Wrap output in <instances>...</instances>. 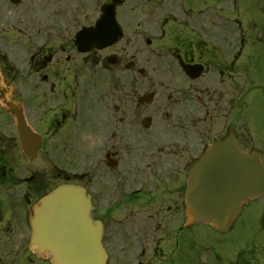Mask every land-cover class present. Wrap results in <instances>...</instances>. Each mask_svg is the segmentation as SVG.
<instances>
[{"label": "flooded vegetation", "instance_id": "af4514ba", "mask_svg": "<svg viewBox=\"0 0 264 264\" xmlns=\"http://www.w3.org/2000/svg\"><path fill=\"white\" fill-rule=\"evenodd\" d=\"M257 60L264 19L249 29L228 0H0V264H50L28 217L64 183L88 192L105 264H264V198L224 232L186 218L204 149L232 135L264 160ZM138 77L146 91L124 99ZM248 212L252 238L234 245Z\"/></svg>", "mask_w": 264, "mask_h": 264}, {"label": "water", "instance_id": "95a60500", "mask_svg": "<svg viewBox=\"0 0 264 264\" xmlns=\"http://www.w3.org/2000/svg\"><path fill=\"white\" fill-rule=\"evenodd\" d=\"M264 196V165L259 153H243L236 142L211 148L191 172L186 194L188 223L223 230L242 204ZM30 249L49 253L51 264H104L97 222L80 186L61 185L42 196L30 216Z\"/></svg>", "mask_w": 264, "mask_h": 264}, {"label": "rangeland", "instance_id": "374dc122", "mask_svg": "<svg viewBox=\"0 0 264 264\" xmlns=\"http://www.w3.org/2000/svg\"><path fill=\"white\" fill-rule=\"evenodd\" d=\"M236 9L240 11L242 16L250 22L249 29L259 30L261 22L264 19V0H233ZM256 68L258 74L257 80L260 81V87L256 90H251L248 101V116L250 120L249 127L255 133L256 138H260L258 134L264 133V64L260 60L256 61ZM147 89V81L138 77V81L131 83H124L122 96L127 98V95L134 93H143ZM261 135V134H259ZM250 213L246 217L243 216L236 224V227L230 233V237L234 245L241 244L245 240L252 238V233L255 230V223L253 220L248 222ZM241 223V224H240ZM255 240H259V236L255 235Z\"/></svg>", "mask_w": 264, "mask_h": 264}]
</instances>
